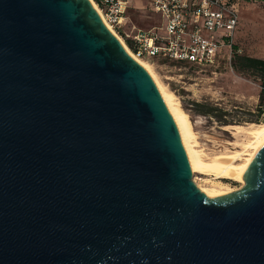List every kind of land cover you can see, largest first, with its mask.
Wrapping results in <instances>:
<instances>
[{"label":"water","instance_id":"water-1","mask_svg":"<svg viewBox=\"0 0 264 264\" xmlns=\"http://www.w3.org/2000/svg\"><path fill=\"white\" fill-rule=\"evenodd\" d=\"M256 152L209 198L88 0H0V264H264Z\"/></svg>","mask_w":264,"mask_h":264},{"label":"rangeland","instance_id":"rangeland-1","mask_svg":"<svg viewBox=\"0 0 264 264\" xmlns=\"http://www.w3.org/2000/svg\"><path fill=\"white\" fill-rule=\"evenodd\" d=\"M147 2L148 0H136L133 9L130 7L129 25L134 23L146 29L160 24L161 16L146 8ZM240 7V24L233 36L231 62L222 58L218 68L201 70L198 66L182 61L145 59L152 64L154 73L166 89L175 95L179 106L187 113L198 149L213 157L244 154L243 136L241 139L236 126L246 127L251 123H258L256 119L261 105L264 77L254 69L237 70L233 61L236 55L264 59V0H243ZM213 106L236 121L230 125H222L215 116L204 114ZM194 179L198 185L208 188L219 185L229 193L245 186L234 180L215 179L200 173L195 174Z\"/></svg>","mask_w":264,"mask_h":264},{"label":"built area","instance_id":"built-area-1","mask_svg":"<svg viewBox=\"0 0 264 264\" xmlns=\"http://www.w3.org/2000/svg\"><path fill=\"white\" fill-rule=\"evenodd\" d=\"M93 1L123 41L133 43L130 50L139 58L182 61L201 70L218 68L222 58L232 61L243 0H148L146 8L158 13L161 21L146 29L128 23L134 0ZM262 87L258 116L264 122Z\"/></svg>","mask_w":264,"mask_h":264},{"label":"bare ground","instance_id":"bare-ground-1","mask_svg":"<svg viewBox=\"0 0 264 264\" xmlns=\"http://www.w3.org/2000/svg\"><path fill=\"white\" fill-rule=\"evenodd\" d=\"M88 1L93 11L99 16L101 22L112 33V36H115L118 39L119 43H121L126 52L141 65L148 75L151 76L154 84L161 93L165 105L169 109L173 121L176 123L186 154H188L190 169L192 170L193 176L200 173L212 176L215 179L234 180L244 185L245 182L242 181L241 175L245 171L247 163L257 153L256 151L258 148L264 143V122L251 123L246 127L236 126L237 133L240 134L241 139L243 136L242 145L245 149L244 154L235 153L215 157L205 154L201 149H198L192 123L190 122L187 113L179 106V102L175 95L166 89V86L162 84L157 74L154 73L152 64L148 60L146 61L145 59L137 57L133 51L130 50L128 45L118 36L115 29L106 23L103 13L100 11L96 3L93 0ZM238 143L240 142L238 141ZM238 160L241 161L237 163ZM195 180L196 179L193 180L195 185L198 186V188L201 189L209 198H215L217 195H224L230 192L224 190L219 185H212V187L209 188L198 185Z\"/></svg>","mask_w":264,"mask_h":264},{"label":"trees","instance_id":"trees-1","mask_svg":"<svg viewBox=\"0 0 264 264\" xmlns=\"http://www.w3.org/2000/svg\"><path fill=\"white\" fill-rule=\"evenodd\" d=\"M128 44V47L130 49H134V45L131 41L126 40L125 41ZM235 68L239 71H245V69H254L259 71L262 76L264 77V59L263 58H254L250 56H235V60L233 61ZM264 84V83H263ZM263 100V94H262V99H261V104ZM204 114L212 115L217 118V120L222 124V125H230V123H233L234 120L233 118L227 117L226 112L220 111L218 107H211L209 110L205 111ZM257 122L262 123L261 120L259 119V116L257 115Z\"/></svg>","mask_w":264,"mask_h":264},{"label":"crops","instance_id":"crops-1","mask_svg":"<svg viewBox=\"0 0 264 264\" xmlns=\"http://www.w3.org/2000/svg\"><path fill=\"white\" fill-rule=\"evenodd\" d=\"M136 2V0H134L133 2H132V4H131V6H133V4ZM131 9V8H130ZM133 9V8H132Z\"/></svg>","mask_w":264,"mask_h":264}]
</instances>
